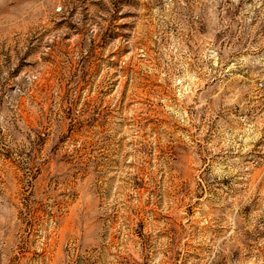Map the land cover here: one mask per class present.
<instances>
[{
  "label": "rangeland",
  "instance_id": "1",
  "mask_svg": "<svg viewBox=\"0 0 264 264\" xmlns=\"http://www.w3.org/2000/svg\"><path fill=\"white\" fill-rule=\"evenodd\" d=\"M0 264H264V0H0Z\"/></svg>",
  "mask_w": 264,
  "mask_h": 264
}]
</instances>
